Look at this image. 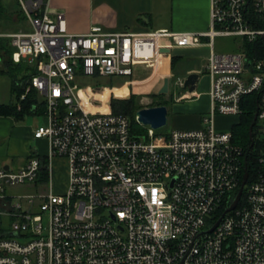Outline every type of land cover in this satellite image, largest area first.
Segmentation results:
<instances>
[{"label": "built area", "instance_id": "1", "mask_svg": "<svg viewBox=\"0 0 264 264\" xmlns=\"http://www.w3.org/2000/svg\"><path fill=\"white\" fill-rule=\"evenodd\" d=\"M18 3L33 30L7 36L14 62L36 69L21 98L35 89L34 108L45 107L33 137L48 153L0 165V264H264V0H211L204 32L94 25L82 34L49 0ZM218 37L240 40V50L216 51ZM203 45L211 107L201 127L138 133L125 114L90 112L82 79L109 77L131 92L137 66L156 67L162 49ZM254 96L257 133L245 146L233 128ZM216 116L235 120L219 129ZM56 159L67 160L61 190ZM246 172L239 204L210 231Z\"/></svg>", "mask_w": 264, "mask_h": 264}, {"label": "crops", "instance_id": "2", "mask_svg": "<svg viewBox=\"0 0 264 264\" xmlns=\"http://www.w3.org/2000/svg\"><path fill=\"white\" fill-rule=\"evenodd\" d=\"M49 1L53 11L59 10L64 13L68 31L75 34L87 33L94 25H101L109 31H131L134 33L159 31L162 29L177 32H204L208 31L211 26V0ZM10 12L16 14L17 17H15V20L2 25L3 33H0V36L8 37L7 35L10 33L25 31L14 30L13 28L12 31L7 30L11 24L15 25L21 21L19 18L20 11H16V13L13 11ZM203 40L205 43L209 42V38L207 37ZM214 49L218 51L216 40ZM211 51L212 48L210 45L174 47L170 50V53L165 52L159 55L156 63L157 65L155 64L156 67L146 65L137 66L135 77L141 78H134L136 80V92H140V87L141 89L145 88L149 90L151 88L150 82L155 78L159 79L162 77L163 83L166 77L170 78V92L164 96L169 102L168 105H166L167 107L171 102L173 103V129L189 130L199 128L203 125V117L209 113L211 107L209 94L211 77L208 72V63ZM192 73H198L199 79L196 83V88L190 91L189 88L184 89L183 85L186 77ZM93 80L97 81L96 79ZM163 83H161V87ZM161 87H159V90ZM159 90L157 94H159ZM125 98L127 97L122 96L118 99ZM10 101L11 99L1 104H6ZM26 117L19 120L13 116L0 115V165L10 166V164L3 162L1 159L3 155L2 151L5 152L7 150L16 155L24 156L19 166L16 167L17 169L27 163L32 153L31 142L34 139V129L23 121ZM234 120V117L229 116L215 117V123L219 129L230 128ZM40 140L46 141L45 139ZM46 143L47 151H40L42 154L48 153V142L46 141ZM59 162L64 164L62 167L66 170L63 179H61V181H63V183H60L61 185L56 181V167L61 165L58 164ZM54 165L55 183L58 190H61L68 182L67 160L56 159Z\"/></svg>", "mask_w": 264, "mask_h": 264}, {"label": "rangeland", "instance_id": "3", "mask_svg": "<svg viewBox=\"0 0 264 264\" xmlns=\"http://www.w3.org/2000/svg\"><path fill=\"white\" fill-rule=\"evenodd\" d=\"M4 4L8 7L10 11H13L16 13V11H20L21 7L17 0H3ZM15 17H17L16 14H13L12 19L15 20ZM19 20V18H18ZM12 25V24H11ZM8 27L7 30L12 31L14 30H25V31H31L33 30L29 20L27 18H21V21L13 24L12 26ZM4 28V27H3ZM13 28V29H12ZM2 30V29H1ZM3 31V30H2ZM240 40H237L235 38L231 37H218L216 39V47L218 51L220 52H234L240 50L239 48ZM4 66L2 62H0V67ZM145 75V74H144ZM134 78H141V77H134ZM161 83H163L162 77L159 79H154L150 82L151 88L149 90H146L145 88L140 89V92H136L135 90L129 91L128 86L124 84L121 81H117L116 79H112L109 77H103L101 79H98L97 81H94L91 78H85L83 79V85L86 87V90L84 93H82V96L88 100L89 110L91 113H110L114 111L115 101L118 100L116 97L119 93L128 94L127 98L125 100L129 99L131 95L134 93L135 95H138L137 98L138 101L142 103L144 106H151L154 102H156L155 94H157V91L159 90V87H161ZM11 78L5 75H0V104L8 102L11 99ZM167 95V94H164ZM140 98V99H139ZM252 99L254 97H251ZM124 100V101H125ZM114 102V103H113ZM173 103L171 102L168 106V115H167V124L164 127H161L159 131L166 132L170 129H173V116L174 111L172 108ZM116 108V107H115ZM249 108H247V111ZM139 111V110H138ZM138 111L134 113V115H127L131 121V123L134 126V129L138 133H147L151 125L141 123L137 120V114ZM27 123L28 126H31L32 129H35L39 126H43L47 124V119L43 115H29L26 117L25 120H23ZM238 126H236L237 128ZM237 130L240 134L241 127H238ZM257 131V130H256ZM260 139H264V135L260 136ZM237 140L240 142L242 138L237 137ZM241 143V142H240ZM39 151L46 152L47 151V143L44 140H36L35 138L31 142V150L32 151ZM3 155L1 157L3 162H6L7 164H10L12 167L16 168L19 166L20 162L22 161V158L24 156L22 155H16L15 153L7 151H2ZM56 167V181L59 185L60 183H63L61 179H63V175L65 174V168L62 167L64 164L62 162H59ZM17 192V189H15ZM21 192V189H19ZM12 192H14V189H12ZM23 192H27V190H23Z\"/></svg>", "mask_w": 264, "mask_h": 264}, {"label": "trees", "instance_id": "4", "mask_svg": "<svg viewBox=\"0 0 264 264\" xmlns=\"http://www.w3.org/2000/svg\"><path fill=\"white\" fill-rule=\"evenodd\" d=\"M13 14L10 12L8 7L4 4L3 0H0V33H3L2 25L13 21ZM19 18H27L24 11L21 9L19 12ZM14 47L11 43V38L0 36V62L4 66L0 67V75H5L11 78L12 81V98L9 103L0 105V115L13 116L16 119H24L26 116L31 114H43L45 111L44 105H39L38 109L34 106L39 103L38 94L35 89H32L25 99H22V95L26 92V88L29 85L30 80L36 73V69L30 66L27 62L22 61L20 63L14 62L13 60ZM174 63V62H173ZM156 102L151 106L168 105V100L165 99L164 95L155 94ZM138 95L134 93L127 100L118 99L115 101L114 112L122 113L125 115H134V113L143 107L141 101H138ZM140 99V98H139ZM254 103L249 107V110L245 115L241 117V122L236 125L241 127L240 134L234 126V132L237 137L242 138L240 142L245 146L251 143V128L254 130V136L257 133V96H254ZM125 100V101H124ZM116 107V108H115ZM253 167L251 163V168Z\"/></svg>", "mask_w": 264, "mask_h": 264}, {"label": "water", "instance_id": "5", "mask_svg": "<svg viewBox=\"0 0 264 264\" xmlns=\"http://www.w3.org/2000/svg\"><path fill=\"white\" fill-rule=\"evenodd\" d=\"M161 51L170 53V49H162ZM198 79H199L198 73H192V74L188 75L184 81L183 88L184 89L189 88L190 91H193L196 88V83H197ZM169 92H170V78L166 77L164 79L163 86L161 87V89L159 90L158 93L161 95H164V94H168ZM137 115L139 117L140 122H142L144 124H150L153 128L159 129L161 127H164L167 124L168 107L166 105L154 106V107H145V108L140 109L138 111ZM251 137H253V128H251ZM6 168L8 169L9 166H6ZM247 177H248V172H246V174H245V179H244V182L242 184L241 190L239 191L238 195L236 196L234 202L232 203V205L230 207L227 208V210L220 217V219L218 220L216 225L212 229H210V231H213L216 228V226L221 222V220L224 218V216L227 214V212H229V211H231L237 207V205L239 204V202L241 200L243 190H244V186H245L246 181H247Z\"/></svg>", "mask_w": 264, "mask_h": 264}]
</instances>
